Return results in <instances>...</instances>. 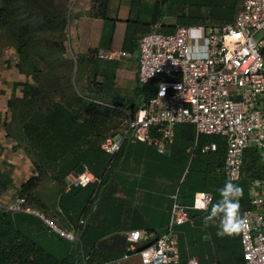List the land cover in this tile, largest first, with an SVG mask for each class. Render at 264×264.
I'll use <instances>...</instances> for the list:
<instances>
[{
    "label": "crops",
    "instance_id": "crops-1",
    "mask_svg": "<svg viewBox=\"0 0 264 264\" xmlns=\"http://www.w3.org/2000/svg\"><path fill=\"white\" fill-rule=\"evenodd\" d=\"M74 1L73 34L77 50L90 62L93 59L99 60L96 73L107 75V83L113 95L138 103L140 100L136 81L138 37L148 30L157 29L154 31L159 32L172 30L177 24L172 28L165 24L159 0H108L104 18L89 13L91 0ZM148 20H151V23L145 25ZM106 49L121 50L125 55L117 59L96 58L98 50ZM16 60L15 51L11 46H0V201L2 206L10 202L17 196L19 185L29 177L36 176L38 181L28 192L31 203L27 204L45 217L57 221L63 230H73L76 239L74 241L64 239L34 214L10 212L0 206V214L5 212L2 217L0 215V254H13L22 241L25 254H32L36 241L45 243L46 238L49 240L53 235H57L71 243L76 241L85 243L86 245L80 249L82 253L120 254L123 258L122 254L127 244L126 232L144 228L155 236L163 233L169 221L173 201L171 195L176 193L179 203V184L192 157L197 136L201 133H196L193 127V142L184 150L187 160L182 165L171 149L174 125L172 141L161 152L146 142L126 137L116 152L107 153L100 149L101 141L106 136L118 138L123 129L116 127L115 121L93 123L85 127L81 141L75 146L78 156L87 152L88 147L91 148L83 161L82 169L87 168L93 181L85 185L73 184L70 179L76 173L72 171H67L61 178L58 177L64 170L63 162L69 156L60 155L58 161L60 167L54 164L38 166L33 155L28 153L26 146H23V140L10 135L5 128L4 124L9 121L11 113L9 98H20L21 83L29 80L28 76L17 68ZM89 66H92L91 63ZM153 86L152 83L151 87ZM121 112L125 114L126 110L121 109L118 113ZM209 143L215 145L214 142L206 144ZM208 151L213 150L201 151L200 148V152ZM108 155H112L109 160ZM219 171L221 172V169ZM223 181L228 182L224 176ZM245 192L248 199L247 187ZM211 195L213 196L212 193ZM180 205L186 210H196L190 208L191 202L189 205ZM189 215L190 222L174 226L180 264H184L188 257H195L200 264L242 263L240 254L228 252L230 251L228 241L231 237L217 235L218 218L209 221V226L204 227L206 216L203 215L200 221V215L197 218L190 213ZM179 225L195 226V236H190V232L183 235L184 231L181 230L183 233L179 240L177 235ZM9 232L11 234H8ZM205 234L213 235V241L207 240ZM92 242H96V245L89 247ZM130 258H135L136 261L127 264H139L137 256L123 259ZM106 262L108 261L96 263Z\"/></svg>",
    "mask_w": 264,
    "mask_h": 264
},
{
    "label": "built area",
    "instance_id": "built-area-1",
    "mask_svg": "<svg viewBox=\"0 0 264 264\" xmlns=\"http://www.w3.org/2000/svg\"><path fill=\"white\" fill-rule=\"evenodd\" d=\"M137 44L136 81L143 102L120 136H106L100 149L114 153L121 141L130 137L161 152L172 141L173 125L190 123L196 133L213 134L224 141L221 172L234 183L240 177L243 151L256 148L263 174L247 183L248 207L240 214L247 219L248 227L238 235L241 264H264V0H240L231 21L175 25L169 32L150 30L139 35ZM124 55L117 49L98 50L95 54L99 59ZM152 80L155 82L148 96L147 85ZM214 148L209 143L201 151ZM91 181L93 177L86 167L70 179L78 185ZM199 193L212 198L208 191H195L191 209H195ZM171 197L165 231L157 236L144 228L126 232L123 258L137 256L139 264H180L174 226L190 222V215L177 202L176 193ZM0 206L10 212L34 214L64 239H76L73 230L55 227L23 196L17 195L3 206L0 201ZM184 264L200 263L188 257Z\"/></svg>",
    "mask_w": 264,
    "mask_h": 264
},
{
    "label": "trees",
    "instance_id": "trees-1",
    "mask_svg": "<svg viewBox=\"0 0 264 264\" xmlns=\"http://www.w3.org/2000/svg\"><path fill=\"white\" fill-rule=\"evenodd\" d=\"M31 2V0H26ZM35 1V0H33ZM108 0H91V5L89 8V13L93 16H99L104 18V11L106 9ZM161 1V0H159ZM167 0L162 1L161 9ZM40 5V22L42 24H47L52 21L49 17V11L43 5L42 1H37ZM240 0H206V6H210L209 13L210 16L192 18L193 23L188 24H177V25H189V24H204L206 21L212 20L215 22L223 23L231 21ZM153 9V8H152ZM161 13H166L161 10ZM172 9V8H171ZM173 13V9L171 10ZM207 12V11H206ZM15 10L12 5V0H0V27L9 26L13 33L21 40V42H26L27 38L24 34L22 26H18L17 22L13 19ZM174 14V13H173ZM175 15V14H174ZM177 17V22L179 15ZM201 18H206V21H201ZM62 22H65V17H61ZM145 25L151 23V20L145 22ZM206 25V24H205ZM171 27V26H170ZM150 31V30H148ZM146 31V32H148ZM171 29L166 30L169 32ZM20 46L23 47L21 45ZM17 47V52L19 53L18 61L16 60L17 68L24 73L26 76L35 75L37 68L31 59L23 54V51ZM96 60V62L94 61ZM99 60L93 59L91 61L90 68L92 70V77L95 78L97 75L104 77V81L98 82L96 85L99 97H101L110 108L107 106H101V108L93 102L94 97L87 96L88 99H82L79 97L71 84H67V89L69 90V97L64 99L61 95L54 100H48L46 105L47 110L45 112L34 111L28 113L30 104L32 103L31 97L38 90L35 84L25 81L21 83V97L20 98H9L8 105L12 110L13 107H17L21 113V122L15 129V133L19 139L27 143V151L31 153L34 157L35 163L41 167L50 166L51 164L57 165L60 155H67L69 158L63 162L64 170L59 173L58 177L61 178L62 175L67 173V171H72L74 173H79L82 170V164L89 153V150L78 156L76 153V143L81 141L82 134L85 133V127L90 126L93 123L100 122L103 123L112 117L113 112L119 114V110H126L127 118L132 119L143 102V96L140 91V86L137 83V91L140 97L138 103H134L131 100H123L118 98L110 92V86L107 83V75L105 73H96V68L98 67ZM35 77V76H34ZM160 77V76H159ZM158 77L155 78V80ZM155 80L148 83L146 94L149 96L152 93V83L154 85ZM96 97V96H95ZM119 102L121 104H119ZM115 115V114H114ZM5 128L10 135L15 136L12 133V126L9 122L5 123ZM17 130V131H16ZM173 143L171 149L173 153H176L182 165L186 163L187 154L185 153V148L190 146L193 142L194 131L191 124H176L173 127ZM16 137V136H15ZM126 138V137H125ZM125 138L121 141L120 146L123 144ZM214 142L215 149L208 152H200L202 145ZM62 143V144H61ZM120 148V147H119ZM192 157L188 163L186 172L179 184L178 188V201L182 205H189L191 202V197L195 191L198 190H208L212 196V202H218L221 197L218 188H222L226 182L223 181V175L219 171L222 167L223 156H224V142L222 139L215 135L199 134L196 139V145L192 150ZM189 155V154H188ZM112 155H108V160ZM57 161V163H56ZM218 169V171H216ZM240 177L235 184L243 188V197L240 200L241 208L248 207V199L246 198L245 189L247 183L250 179L261 177L263 174L262 166L259 159V151L254 147L246 148L243 151L241 159V169ZM38 178L36 176L29 177L24 182L19 185L18 194L19 196H24L27 203L30 202L29 191L32 187L36 185ZM31 203V202H30ZM211 206H209L210 208ZM194 218L199 215L200 221L202 217L209 215V212H202L199 210H187ZM5 212L1 213V217ZM7 213V212H6ZM186 228V230H185ZM178 229V239L182 238L183 235L190 232V236H195V226L189 227L187 225H179ZM187 231V232H186ZM19 234V232H16ZM8 234H11L10 232ZM21 234V233H20ZM24 236V235H20ZM231 239L234 238V242L228 244V249H230L231 254H240L241 250L239 247L238 234L230 236ZM25 239V238H24ZM49 240L52 241L49 244L46 238L45 243L36 241L33 244L34 252L32 254H25L23 251L24 243H20L17 250L11 253L0 254V264H80V259L76 254L72 252L79 249L76 248L75 242L73 247H69L64 243L66 240L53 235ZM26 243V241H24ZM68 242V241H66ZM69 243V242H68ZM11 244H6L9 246ZM17 245V244H16ZM23 247V248H22ZM107 254H89L90 260L96 262L108 261L106 258Z\"/></svg>",
    "mask_w": 264,
    "mask_h": 264
},
{
    "label": "rangeland",
    "instance_id": "rangeland-1",
    "mask_svg": "<svg viewBox=\"0 0 264 264\" xmlns=\"http://www.w3.org/2000/svg\"><path fill=\"white\" fill-rule=\"evenodd\" d=\"M37 1L12 0V5L15 10L13 19L19 24L18 26H22L27 38L26 42H21L9 26L0 27V46H11L15 51L18 61L19 53L17 52V47L20 46L19 44L21 42L23 47L20 46V49L23 51V54L28 56L37 68L35 77L33 75L28 76L29 83L35 84L36 89H38L31 97L32 103L30 104L28 113L37 110L39 112H45L47 110L46 105L48 104V100H54L60 95L64 99H67L69 97V90L67 89L68 83L73 86L75 93L82 99H88L87 96L94 97L93 102L100 108L101 106L110 108L109 104L98 96L96 87V85H99L98 82L104 81V77L101 78L102 76L100 75L96 78L92 77V71L89 66L90 60H86L75 46V37L73 34V6L75 1L39 0L43 2L44 7L49 11V17L52 18V21L47 24L40 22L41 7L40 5L37 6L39 4ZM162 1H160V9ZM205 2L206 0H167L162 8L163 11L168 8L166 13L162 14V16H165V24L169 28H172L175 24L193 23L192 18L197 19L210 16V6H206ZM171 8L175 15H179V22H177V17L171 12ZM62 16L65 17V22H62ZM201 21H206V18H203V20L201 18ZM217 23L209 20L204 24L215 25ZM258 36L259 34L256 35V37ZM10 111L8 122L13 128L12 133L14 134L22 118L17 107H13ZM127 119V113L123 114L121 112L116 114L113 112L108 122L115 121L116 127L124 129ZM14 135L19 139L17 134ZM22 144L23 146H27V143L24 141ZM48 219L55 227L62 229L57 221L49 217ZM217 225L216 229H218ZM234 235L236 238V234ZM204 237L207 240L213 241V235L209 236L205 234ZM234 240L232 238L229 242L232 243ZM48 241L49 244L52 243L51 240ZM64 243L69 247L74 246V243L71 242L68 243L65 241ZM75 245L79 249L77 252L75 249L72 254L77 255L80 259V264H97L96 261L90 260L91 256H89V253L81 252L80 249L86 245L85 243L76 241ZM95 245L96 242H92L89 244V247ZM106 258L108 262L103 264H127L128 262L134 263L136 261L135 258L123 259L120 254H107Z\"/></svg>",
    "mask_w": 264,
    "mask_h": 264
},
{
    "label": "clouds",
    "instance_id": "clouds-1",
    "mask_svg": "<svg viewBox=\"0 0 264 264\" xmlns=\"http://www.w3.org/2000/svg\"><path fill=\"white\" fill-rule=\"evenodd\" d=\"M163 94L162 91L161 95ZM217 191L221 199L216 203L212 202L211 196L207 193H199L195 198V209L209 212V215L204 217V227L209 226V221L218 218V236H232L247 229V219L240 214L243 188L232 181H228ZM209 206L211 207L209 208Z\"/></svg>",
    "mask_w": 264,
    "mask_h": 264
}]
</instances>
